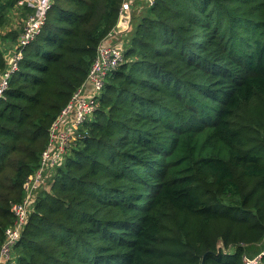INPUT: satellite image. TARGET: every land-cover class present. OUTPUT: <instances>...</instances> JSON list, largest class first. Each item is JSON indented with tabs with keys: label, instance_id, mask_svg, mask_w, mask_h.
Segmentation results:
<instances>
[{
	"label": "trees",
	"instance_id": "1",
	"mask_svg": "<svg viewBox=\"0 0 264 264\" xmlns=\"http://www.w3.org/2000/svg\"><path fill=\"white\" fill-rule=\"evenodd\" d=\"M20 1L0 0V74L2 45L19 36L2 34L11 13H34ZM123 3L52 0L24 47L0 98V247L52 124ZM147 8L51 191L38 194L18 264H246L264 240V0Z\"/></svg>",
	"mask_w": 264,
	"mask_h": 264
},
{
	"label": "built area",
	"instance_id": "2",
	"mask_svg": "<svg viewBox=\"0 0 264 264\" xmlns=\"http://www.w3.org/2000/svg\"><path fill=\"white\" fill-rule=\"evenodd\" d=\"M148 7H152L156 0H144ZM27 4L34 8V13L28 17L27 25L19 40L17 47L12 48L13 56L7 70L0 74V98L8 88L12 77L18 72L19 62L23 57V49L41 32L52 0H21L20 4ZM134 0H124L120 9V21L109 35L112 38L119 32L121 37L115 43L109 39L98 46L97 55L92 63L85 82L75 91L69 102L59 113L50 128L47 147L44 149L40 166L28 177L25 183L24 199L12 206L15 223L6 229V238L0 247V264H18L16 247L20 241L31 213L34 211L36 198L40 190L46 188L51 182V176L56 167L63 161L66 154L74 145L78 132L83 124L92 118L100 106V96L108 77L115 72L124 60L123 31L129 29L128 22L131 17ZM262 254L250 258L245 256L246 264H257Z\"/></svg>",
	"mask_w": 264,
	"mask_h": 264
},
{
	"label": "rangeland",
	"instance_id": "3",
	"mask_svg": "<svg viewBox=\"0 0 264 264\" xmlns=\"http://www.w3.org/2000/svg\"><path fill=\"white\" fill-rule=\"evenodd\" d=\"M143 5L142 2H135L132 4V10L133 11H136L138 10L141 6ZM145 5V4H144ZM12 15V19H11V22L10 24L2 31V34L3 35H6V34H10L11 38L13 39L14 37H12L13 35L15 34H18V38L15 39L14 42L11 41V43L9 44H12L11 47L10 45H6L7 43L4 42L5 44H3L2 46H5L7 52L5 53H8L9 54V57H8V62H10V59L11 57L13 56V53H12V48L14 47H17V44L19 42V40L21 39L22 35H23V32H24V27L25 25H27V20L28 18H24L19 12H12L11 13ZM123 35L124 36H128L129 35V32H127L126 30L123 31ZM10 38V39H11ZM124 48V46H123ZM9 51V52H8ZM52 183H48L46 188H44L43 190H46V191H51V188L53 186V181L51 180ZM41 191V190H40ZM39 191V193H40ZM38 193V194H39ZM248 250V254H249V257L251 258H254L256 257L258 254L259 251L263 250L264 249V240L261 241V243L257 244V245H254V246H251V247H248L247 248ZM252 252V253H251ZM257 252V253H256ZM256 253V254H254ZM254 254V255H253ZM258 257V256H257Z\"/></svg>",
	"mask_w": 264,
	"mask_h": 264
},
{
	"label": "crops",
	"instance_id": "4",
	"mask_svg": "<svg viewBox=\"0 0 264 264\" xmlns=\"http://www.w3.org/2000/svg\"><path fill=\"white\" fill-rule=\"evenodd\" d=\"M135 2H142L143 3V5L138 9V10H136V11H132L131 12V17H129L128 18V22L127 23H123L122 25H133L132 23H134L133 22V17H134V15H136V14H141V16L143 15V14H145V13H148L149 11H148V8H147V5L145 4V2H144V0H134V3ZM145 4V5H144ZM136 13V14H135ZM122 28H120V30H121ZM121 37V34L118 32L115 36H114V38H112V39H115L116 40V42L119 40V38ZM112 39L111 40H109V42H111L112 41ZM114 43V42H113ZM11 47V46H10ZM6 49V48H5ZM7 52V51H6ZM9 52V51H8ZM257 253V252H256ZM256 253H254V254H256ZM253 254V255H254ZM258 254V253H257Z\"/></svg>",
	"mask_w": 264,
	"mask_h": 264
},
{
	"label": "water",
	"instance_id": "5",
	"mask_svg": "<svg viewBox=\"0 0 264 264\" xmlns=\"http://www.w3.org/2000/svg\"><path fill=\"white\" fill-rule=\"evenodd\" d=\"M117 29L119 30V29H120V27H117Z\"/></svg>",
	"mask_w": 264,
	"mask_h": 264
}]
</instances>
